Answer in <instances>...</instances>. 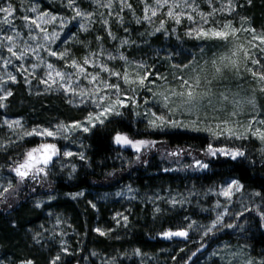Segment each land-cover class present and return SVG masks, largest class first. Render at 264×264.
Returning <instances> with one entry per match:
<instances>
[{"label":"rangeland","instance_id":"1","mask_svg":"<svg viewBox=\"0 0 264 264\" xmlns=\"http://www.w3.org/2000/svg\"><path fill=\"white\" fill-rule=\"evenodd\" d=\"M47 1H57L66 10H49L43 6ZM135 1L136 5L130 0H0V151L27 137L43 140L12 168L20 178L45 176L56 158V173H75L77 161L84 156V134L123 115L150 130L205 134L214 156H235L239 142L250 140L257 143L264 158V24L255 26L236 7L232 9L239 0H216L222 5L218 8L204 6V0ZM125 12L131 21L143 25L141 35L147 40L126 35L125 24L117 26L126 33L122 38L108 28L104 16ZM97 17L101 25L97 35L107 32L108 46H99L87 56H71L62 43L67 31L76 23L93 27ZM158 33L176 41L184 35L189 48L170 51L151 46L148 39ZM17 90L60 98L70 114L41 123L10 114L6 109ZM115 143L137 153L150 145L123 133L115 136ZM180 155L175 152L169 157ZM194 164L198 169L206 167L200 160ZM9 171L0 161V196L10 191L13 179ZM88 194L65 197L96 209L102 203L116 204L112 212L117 224L127 222L131 202L144 200L131 185L104 195ZM57 199L42 196L30 205L42 210ZM150 201L156 209L165 204V212H179L186 229L176 233H190L200 242L218 229L231 227L253 207L264 217V197L245 190L236 178L217 183L203 194L166 192ZM43 211L31 239L45 255L15 258L0 245V264H57L65 259L75 227L53 208ZM238 222L237 237L214 242L207 252L202 247L194 264H262L241 240L252 222L247 218ZM171 252L167 250L165 255ZM97 255L95 252L94 257ZM136 255L142 264L175 261L174 257L160 261L158 255ZM85 261L89 263L88 258ZM98 261L114 262L107 256Z\"/></svg>","mask_w":264,"mask_h":264},{"label":"trees","instance_id":"2","mask_svg":"<svg viewBox=\"0 0 264 264\" xmlns=\"http://www.w3.org/2000/svg\"><path fill=\"white\" fill-rule=\"evenodd\" d=\"M130 2L137 4L135 0ZM204 2V6L222 7L217 5L216 0ZM43 6L58 13L66 10L57 1L43 2ZM233 8L248 17L251 24H264V0H239ZM89 10L96 12L93 7ZM121 11L118 10V14ZM137 12L140 14L139 9ZM97 13L100 15V12ZM128 14L125 12L116 16L111 13L104 16L108 28L122 38L126 33L117 26L125 24L129 31L126 35L135 36L140 41L147 40L141 35L143 25L131 21ZM97 20L93 27H80V23H76L67 31L62 43L71 56H87L99 46H108L107 32L101 37L97 35L101 30L99 17ZM119 20L124 22L119 23ZM184 39V35L178 36L179 41L166 39L164 33H158L148 42L151 46L180 51L183 47L189 48L190 41ZM67 109L60 98L27 95L23 90H17L6 110L15 116H25L41 123L70 114ZM121 133L146 140L150 145L140 153L122 148L115 143V136ZM42 141L36 136L27 137L0 151V161L6 165L7 171L10 170L8 174L13 179L10 191L0 196V245L3 250L13 253L15 258L45 255L32 242L31 236L36 231V225L40 224L37 221L44 208H53L70 220L76 234L65 259L57 264H100L98 260L104 256L112 259L113 264H142L136 252L158 255L160 261L174 257V264H194L202 247L207 252L214 242L237 237L241 218L252 222L241 240L252 255L264 264V217L258 208L247 210L231 227L218 229L200 242L195 241L190 233H176L179 229H186V221L179 212H165V204H162L163 208L156 209L157 206L150 201L153 196L166 192L203 194L213 185L230 178L238 179L245 190L256 191L264 197V158L256 142H239L235 156H214L209 150L210 138L205 134L150 130L134 122L128 115H123L98 124L84 134V156L77 161L75 173H56L57 158L48 167L45 176L20 178L13 173L12 168L25 158L27 151ZM57 147L60 152V145L57 144ZM175 152L181 153L180 158L169 157ZM195 160H200L206 167L198 169ZM125 185L136 187L144 199L130 203L126 223L117 224L112 212L116 204L102 203L96 209L81 200L65 197L82 192L89 193V196L92 192L104 195ZM42 196H58L59 199L45 204L42 210L30 205ZM124 208L120 207L119 210ZM172 232H175L173 236ZM167 250H171V254L165 255ZM95 252H98L96 257ZM87 258L89 263L85 261Z\"/></svg>","mask_w":264,"mask_h":264}]
</instances>
